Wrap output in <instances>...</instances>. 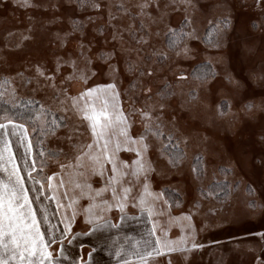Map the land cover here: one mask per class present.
<instances>
[{
  "label": "snow or ice",
  "instance_id": "6c2138e0",
  "mask_svg": "<svg viewBox=\"0 0 264 264\" xmlns=\"http://www.w3.org/2000/svg\"><path fill=\"white\" fill-rule=\"evenodd\" d=\"M11 3L25 9L38 7L33 0H11ZM74 3L76 10L81 12L102 14L105 9L108 10L107 26L94 29L98 35L105 36L107 28H111L110 47L108 36L104 39V47L108 50L102 48L94 63L90 54L92 40L87 45L83 42L86 36L85 21L72 20V33H79L81 36L78 43L80 51L76 57H56L53 69H49L44 63H36L23 71H9L4 83L15 84L19 77L26 86L35 83L40 87L52 88L58 100L60 96L65 97L71 108L81 114L80 119L88 122L92 142H77L75 164L68 166L75 169V178L69 183L78 192L74 191L73 196L68 197L70 202L67 207L72 208L79 199L89 201L84 211L86 222L92 227L85 235L118 228L119 225L111 223L102 213L118 209L121 213L120 220L123 221L129 200H135L130 195L134 186L142 187L144 193L152 196L148 201L143 194L139 197V204L147 208L149 217L153 215L157 202L168 205L169 200L162 199L168 195L167 190L162 188L153 195L149 192L151 182L153 178L160 181L171 180L177 172L182 173L189 148H194L196 153L195 163H189V180L202 186L203 196H218L215 189L207 188L203 182L211 175L213 180L209 183L214 182L219 186L220 181L215 178L223 174L224 182L230 189L243 186L248 209L254 215L261 213V218H264V125L261 126L259 135L249 141L236 128L238 115L233 111L239 105V111L246 121L255 120L254 110L264 111V58L260 60L259 70L249 66L255 54L264 51V21L260 23L258 32H245L231 40L229 35L236 29L233 7L228 0H217L215 10L218 15L214 18L209 19L205 15L209 29L205 34L200 33L196 26L197 17L193 14L199 0L195 3L193 0H121V3L115 5L116 11L121 14L119 17L112 12L114 5L106 0H74ZM255 4L264 11V0H255ZM177 11L183 15L173 25L171 16ZM123 16L138 23L135 27L129 25L126 29L112 23ZM100 18H103L102 15ZM93 19L91 15L86 17L87 23H93ZM160 24L164 25L163 35L169 51L175 52L185 61L193 60L200 54V45L203 44L206 55L201 61L202 67L195 75L184 69L174 71L169 64L167 71L172 73L171 80L166 76L162 77L161 86L153 92V81L157 74L155 65L163 66L169 57L166 52L154 48L150 52H145L144 49L150 45L153 36L161 35ZM153 25H157L155 32L152 31ZM65 69L70 71L58 86L57 76ZM25 72L31 75L26 76ZM103 76L108 77V82L86 87L75 96L69 95L68 88L64 87L71 81L80 80L87 84L89 79ZM122 77H131L128 88L124 91V95L131 93L128 95L127 110L123 108L122 102L118 103L122 97ZM190 78L193 83L185 92V83ZM177 89L181 100L174 105L172 100L177 97ZM4 96L5 93L0 92V100L10 107L0 112V161L6 159L12 167L11 170L5 167L8 172L7 182L0 180V264H104L94 254L104 251L111 255L106 239H97L87 258L83 255L73 257L65 248V244L72 246L74 243L71 223L77 215L75 210L67 218L59 236L54 234L53 229L41 231L40 222L29 199V189L25 187L26 179L40 183L32 176V172L37 171L36 161L33 159L30 163L28 159L33 148L29 128L33 132L39 130L42 135L46 134L44 129L48 128L55 134L57 118L43 103L38 110L27 112V115L16 111L20 104L16 100L15 88L11 89L8 99H4ZM257 97L260 99L259 104L255 103ZM80 100H90L91 103L81 106ZM59 102L64 103L63 100ZM137 103H141V106L136 107ZM24 107L27 109L28 105L25 104ZM193 108L202 115L193 116ZM186 114L188 119H185ZM49 115L52 119H49ZM137 123L141 125V129L134 132ZM78 132L79 128L72 129L67 134V139L72 142L73 136ZM13 143L24 151L14 154ZM56 155L55 152L48 153L50 158ZM43 156L44 152L41 151L37 175L46 166ZM17 160L22 163V167L16 163ZM60 167L63 169L66 166L61 164ZM21 172H26L27 176H21ZM93 177L99 179L101 187H93ZM229 177L233 179L229 181ZM47 179L51 181L52 177ZM60 186L65 187L63 180ZM172 191L175 192V189ZM104 193H110V199H101L97 204L95 201ZM132 206L137 205L133 202ZM199 206L198 201L192 205L196 210H199ZM93 209L99 211L93 212ZM41 213L44 222H47L46 210L41 209ZM182 219L191 220V215L183 216ZM49 233L53 234L46 240ZM147 235L149 238L143 241V247L137 244L127 253L135 256L139 264H149V258L154 254L160 256L163 250L187 253L204 247L193 238L190 248L187 247V240L178 248L174 241L162 240L156 235L155 223ZM254 235L264 244V231ZM151 237H156L155 241ZM53 244L57 245L55 251L60 253L59 257L50 250V245ZM79 247L82 250L84 245L80 244ZM115 256L118 258L117 264H130L122 255V250H116ZM255 264H264V248L256 256Z\"/></svg>",
  "mask_w": 264,
  "mask_h": 264
},
{
  "label": "rangeland",
  "instance_id": "374dc122",
  "mask_svg": "<svg viewBox=\"0 0 264 264\" xmlns=\"http://www.w3.org/2000/svg\"><path fill=\"white\" fill-rule=\"evenodd\" d=\"M106 2L114 5L112 12L119 17L121 14L116 11L115 5L121 3V0H106ZM193 2L195 3L196 0H193ZM216 2L217 0H199L197 8L193 12L197 17L196 26L199 28L201 34H205L209 30L205 15L209 19L218 15L215 10ZM228 2L233 7L236 29L235 32L229 35V39L235 40L237 35L245 32L259 31V25L264 21V11H261L256 6L255 0H228ZM33 3L38 5V7L25 9L14 6L11 0H0V4L3 5L0 6V69L7 70L0 71V92H4V99H8L11 89L15 88L17 102L22 99L30 100L38 103L39 107L43 103L64 120V125L56 129L55 134L52 131L43 135L39 143L41 148L37 157V171L40 169L41 151L44 152L42 159L45 161L46 166L39 172V175L35 171V175L40 181L43 180L40 184L45 185V187L51 184V189H54L55 199L61 208L60 211L65 216L66 222L67 218L71 217L73 210L76 211L77 215L71 223V235L74 239L80 240L92 227L91 224L86 222L84 211L89 201L87 199H79L72 208L67 207L70 202L68 197H72L74 191L78 192V189H74L73 185L69 183L70 180L75 178V169L68 166L75 164L74 157L77 155L75 145L77 142L81 144L92 142L91 133L87 127L88 122L80 119L81 114H78L71 108L70 103L65 97L60 96L58 100L52 88L40 87L35 83L31 86H26L21 82L19 77H17L15 84H5L4 78L8 75L9 71H23L36 63H44L46 67L53 69L56 57L58 56L65 59L69 56L76 57L80 51L78 43L81 41V36L79 33H72V20L85 21L86 36L83 42L87 45V42L92 40L90 54L93 57L94 63L97 62L95 61V57L98 52L102 48L108 50V48L104 47L105 36H108L109 47L112 43L109 35L111 28H107L105 36L98 35L94 31L96 28L107 26L108 10L105 9L102 14L77 11L74 0H33ZM190 11L192 10L190 9ZM89 15L93 16V23H87L86 17ZM101 15L103 18H100ZM182 15L183 13L179 11L173 13L171 23L176 25L182 18ZM112 23L126 29L129 25L135 27L138 22H134L129 17L123 16ZM165 23H167V20ZM156 28L157 25H153L152 31L155 32ZM159 28L161 29V35L159 37L153 36L150 45L144 49L145 52H150L154 48L160 52H166L169 57L163 63V66L155 65L157 74L153 81V92L156 91L158 86H161L162 77L166 76L171 80L172 73L167 71L169 64L172 65L174 71L184 69L195 75L202 67L201 61L205 59L206 55L203 51L204 45L201 44V51L196 59L185 61L182 57H178L175 52L169 51L166 47V38L163 35L164 25L160 24ZM65 34L70 35L66 36ZM24 36L30 38L23 39ZM17 44L21 46L16 47ZM262 58H264V51H258L249 66L259 70ZM121 69H123V63H121ZM69 71L70 69H65L57 76L56 83L58 86L60 85V80ZM25 75L28 76L31 73L25 72ZM129 79L131 77H122V82H120L122 97L118 103L122 102L125 110L129 108L128 95H131V93L124 95L125 89L128 88ZM105 82H108L107 76L93 77L89 79L87 84L82 83L80 80H75L66 83L64 87L68 88L69 95L75 96L86 87H92L96 83ZM192 83L191 78L189 82L185 83V92H187L188 87ZM33 88L36 90L33 91ZM60 100H63L64 103H60ZM180 100L179 89H177V97L172 100V103L177 105L180 103ZM140 101L143 103L142 98H140ZM79 103L81 106H84L85 103L90 104L91 101L85 102L84 100H80ZM141 103H137L136 107H140ZM255 103H260L259 97L256 98ZM233 111L237 112L236 128L242 136L251 141L255 136L259 135L261 126L264 125V111L254 110V121H246L244 119L243 113L239 111V105ZM192 115L197 116L202 115V113L198 114L196 109L193 108ZM185 119H188L187 114L185 115ZM74 128H79V132L73 136V141L70 142L67 139V134ZM140 129L141 125L137 123L133 131H139ZM32 134L33 131L29 128V136ZM221 135H223V132H221ZM12 139L15 141V137ZM23 150V148H18L13 143L14 154L18 155ZM49 152H55L57 155L50 158L48 156ZM195 154L194 148L188 149V159L184 164L182 173L177 172L171 180L160 181L153 178L149 192L154 195L162 188L166 189L168 195L162 199H168V205L157 202L153 208V215L149 217L147 208L139 204V197L143 194L144 199L148 201L152 199V196L144 193L142 187L138 185L134 186L130 195L135 200H129L124 212L125 227L123 228L124 223L120 220V211L113 208L111 211H104L102 215L111 223L119 225V227L109 229L107 232L99 233V235L115 237L121 231L122 233L124 232V237L129 234L135 237L131 230L138 223L144 222L148 226L147 230L149 231L152 229L153 223H155L156 235L162 240L174 241L175 246L178 248L183 246V241L185 240H187V247L190 248L193 238L196 243L202 244L204 247L187 253L181 251L167 252L163 250L160 256L154 254L149 258V264H255L256 256L260 254V249L264 248V244L261 243L259 237L254 235L256 232L264 231V218H261L262 214L259 212L255 215L252 214L246 204L247 198L243 186L239 189H230L229 185L224 182L223 174L215 178L220 181L219 186L214 182L209 183V181L213 180L211 175L203 182V185H206L207 188L215 189L218 196L211 198L203 196L201 194L202 186L191 183L189 180V163H195ZM16 163L21 165V167L23 166L19 160ZM61 164L66 167L62 169L60 167ZM5 167L9 170L12 167L11 164L7 163L6 159L5 161H0V174L3 170L5 171ZM4 174L8 175V172L5 171ZM49 176L52 177L51 181L47 179ZM258 177L259 173L256 174V178ZM228 179L231 181L233 177H229ZM61 180L65 182V187L60 186ZM92 182L94 188L101 187L98 178L93 177ZM172 189H175V192ZM221 189L224 190L221 191ZM65 193H67V196H65ZM101 199H110V193H104L95 202L98 204ZM195 201L199 202V210L192 207ZM133 202L136 203V207L132 206ZM97 211L99 209H93V212ZM188 215H191V220L182 219L183 216ZM77 233L80 235L76 237ZM151 239L155 241L156 237H151ZM111 244L117 246V241H111ZM70 250L73 251L74 248L70 246L68 251ZM90 250L91 246L85 245L81 254L85 257ZM72 255H75L74 252ZM129 262L130 264H139L136 258L129 260Z\"/></svg>",
  "mask_w": 264,
  "mask_h": 264
},
{
  "label": "crops",
  "instance_id": "0c3cea01",
  "mask_svg": "<svg viewBox=\"0 0 264 264\" xmlns=\"http://www.w3.org/2000/svg\"><path fill=\"white\" fill-rule=\"evenodd\" d=\"M25 187L29 189V192H28L29 199L30 201H32V208L36 213L37 220L40 222L41 231L44 232L46 229H51V226H53L54 234L57 231L56 234L58 233L57 236H59L62 230V227H59L58 224H55L56 223L55 220L52 219L53 217H51L52 215L51 207L52 206L50 205V199L44 193V189L41 188V185H38V184L37 185L36 184H26ZM37 189H40V190L37 191ZM41 209L46 210V214L48 217L47 222H44ZM123 223H124V226H123L124 228L125 219L123 220ZM147 227L148 226H146L144 222H140L137 224V226H134V229H132L131 231H133V235H135V237H132L130 234L127 236L125 235L124 237V232L122 233L121 231H119V233L115 237H106L103 235H99V233L95 235H83V237H81L80 240H78L77 238L74 239V243L72 245L74 250L73 251L70 250V253L72 255V253L74 252L75 254L74 256H78L79 253L80 255H82L81 253L83 249L82 250L80 249L79 247L80 244H83L84 246L89 245V247L91 246L92 248L97 239H106V241L110 245L109 251L111 252V255H109L108 253L104 251H101V252L94 254L96 259L103 261L104 264H117L118 258L115 256V251L118 249L122 250V255L125 256L126 259L128 260L134 259L136 258L135 256L128 255L127 253L130 252L134 247H136L137 244H139L140 247H143V241L145 239H148L147 234L149 230H147ZM51 234L52 233H49L48 235H46L45 239L46 240L49 239ZM114 240L117 241V244H116L117 246H113L111 244V241L113 242ZM69 247L70 246L65 245V248L67 250L69 249ZM55 248L57 249V245L56 246L55 244L50 245V250H54V255L59 257L60 253L58 251H55L56 250ZM87 254L85 258H87Z\"/></svg>",
  "mask_w": 264,
  "mask_h": 264
},
{
  "label": "trees",
  "instance_id": "16d2710c",
  "mask_svg": "<svg viewBox=\"0 0 264 264\" xmlns=\"http://www.w3.org/2000/svg\"><path fill=\"white\" fill-rule=\"evenodd\" d=\"M0 88H1V86H0ZM18 103L20 104V107L18 109H16V111L24 113L25 115H27V112H30V111L34 112V111L39 109V104L35 103V102H32L30 100L22 99ZM25 104L28 105L27 109H25V107H24ZM6 107H10V105H6L5 103H3L2 100H0V112H2L3 109H5ZM55 117L57 118V127H56V129H58V128L62 127L61 125H64V120L58 114H55ZM49 119H52L51 115H49ZM52 131H53L52 129H48V128L44 129L45 133H49V132H52ZM42 137H43V135L41 134V132L39 130L36 131V132H33V134L31 136H29V138L33 142L32 152L28 156V159H29L30 163H31V161L33 159H35V161L37 163V157L39 155V149L41 148V145L39 146V143L42 140ZM33 172H32L33 178L35 177L34 178L35 180L40 181L39 179L36 178L35 171H33ZM4 173H5V171L3 170L2 173L0 174V180H2L4 182H7V176L8 175H6ZM20 175L26 177L27 173L26 172H21ZM42 181L43 180H41L40 182H42ZM26 184H36V185L38 184V185H41L40 183H33V180H27V179H26L25 185ZM43 189H44V193L46 194V196L50 199V205L52 206L51 207V214H52L51 217H53L52 219L55 220V222H56L55 224H58V226L62 227V230H63L64 224L66 223L65 218H64L65 216H63L62 211H60V209H61L60 206L58 207L57 200L55 199V196H54V189L53 188L51 189V187H49V186L45 187V185H43ZM51 229H54L53 226H51ZM56 230H57V228H56ZM56 232H55V235L57 236L58 233L56 234Z\"/></svg>",
  "mask_w": 264,
  "mask_h": 264
}]
</instances>
